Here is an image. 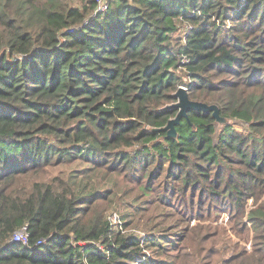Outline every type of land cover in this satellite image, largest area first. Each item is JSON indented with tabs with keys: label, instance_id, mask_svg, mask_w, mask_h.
Here are the masks:
<instances>
[{
	"label": "trees",
	"instance_id": "obj_1",
	"mask_svg": "<svg viewBox=\"0 0 264 264\" xmlns=\"http://www.w3.org/2000/svg\"><path fill=\"white\" fill-rule=\"evenodd\" d=\"M96 6L0 0V264H264V1Z\"/></svg>",
	"mask_w": 264,
	"mask_h": 264
},
{
	"label": "water",
	"instance_id": "obj_2",
	"mask_svg": "<svg viewBox=\"0 0 264 264\" xmlns=\"http://www.w3.org/2000/svg\"><path fill=\"white\" fill-rule=\"evenodd\" d=\"M174 97L177 102L167 106L166 108L178 110L177 115L170 119L165 127L155 129L156 131H165L167 133V138H175L177 136V131L175 129L176 125H178L182 119H188V114L191 110L212 113L213 117L219 124L227 123V120L220 115L217 105H209L207 103L190 99L189 93L184 87H179Z\"/></svg>",
	"mask_w": 264,
	"mask_h": 264
},
{
	"label": "rangeland",
	"instance_id": "obj_3",
	"mask_svg": "<svg viewBox=\"0 0 264 264\" xmlns=\"http://www.w3.org/2000/svg\"><path fill=\"white\" fill-rule=\"evenodd\" d=\"M179 26H180V33L182 34V38L184 37L183 35H184V33H185V31H187V30H189L190 29V25H188V23L187 22H180L179 23ZM230 27V23H228L227 25H226V28H229ZM185 81H187V82H189V78L188 77H185ZM184 85H189V83H186V84H184ZM182 86V85H181ZM180 87V86H179ZM177 102V101H176ZM175 102V103H176ZM244 125L242 124V123H236V129H238V130H241L242 128H244L243 127ZM244 129H246V127L244 128ZM250 204H253V199H250L249 201H248V205L250 206ZM206 206V205H205ZM170 209V208H169ZM196 209H198V205H196ZM195 209V211L197 212V210ZM170 211V210H169ZM169 211H168V213H169ZM225 212L220 216V218H219V220H215V221H210L209 223H211L212 225H219V226H225V227H227V229H228V231H229V235H230V237H231V239H233L234 241H239L236 237V235H234L232 232H231V230H230V224H228V223H230V219H231V217H230V212L228 211V210H224ZM182 213H183V215H182ZM186 214H187V211H183L182 212V210H181V212H179V215H177L176 216V219L175 220H173L172 221V223H171V225H177V223H180L181 221H183V219H188L189 217H190V214L186 217ZM150 215V214H149ZM110 220H111V222H112V225L114 226V230L116 231H118V230H121L120 228H119V226L121 225V219H120V217H119V214L117 213V212H113V213H111V217H110ZM190 220V219H189ZM174 221H176V222H174ZM197 222V220L196 219H191L190 221H189V223L191 224V225H194L195 223ZM243 223H245V224H247L248 226H249V228L251 227L252 228V226H251V224L248 222V220H247V218L245 217L244 219H243ZM186 225V223H184L183 222V224H182V226H185ZM172 227V226H171ZM142 229V225H140L139 226V228H138V230H141ZM134 229H131V231H133ZM126 231L124 230V231H122V233H125ZM136 232H140V231H137L136 230ZM141 233V232H140ZM252 238H253V231L251 230L250 231V240H249V242H244V240H242V239H240V241H239V244L241 245V249L243 248V247H245L248 251H251L252 250V245H253V241H252Z\"/></svg>",
	"mask_w": 264,
	"mask_h": 264
},
{
	"label": "built area",
	"instance_id": "obj_4",
	"mask_svg": "<svg viewBox=\"0 0 264 264\" xmlns=\"http://www.w3.org/2000/svg\"><path fill=\"white\" fill-rule=\"evenodd\" d=\"M95 1L97 3V6H96V9H95L93 15L90 17V19H94L96 17V15L104 13L105 11H107L113 0H95ZM180 87H184L186 90L189 89V87L187 85H182ZM27 238H28L27 237V228H23L22 230L17 232L16 235L14 236L15 241L22 242L24 244L27 243ZM40 243L41 242H39L38 244H40Z\"/></svg>",
	"mask_w": 264,
	"mask_h": 264
}]
</instances>
